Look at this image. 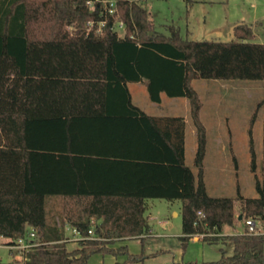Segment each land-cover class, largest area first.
<instances>
[{"label": "trees", "instance_id": "obj_1", "mask_svg": "<svg viewBox=\"0 0 264 264\" xmlns=\"http://www.w3.org/2000/svg\"><path fill=\"white\" fill-rule=\"evenodd\" d=\"M88 1L0 0V237L16 244L34 232L22 264H88L96 253L127 254L118 263L127 264L138 256L113 245L150 233L148 199L180 200L183 247L200 235L233 246L218 261L182 264H264L258 226L237 231L240 215L264 223V178L255 175L257 198L208 195L206 128L191 85L264 80V44L253 25L237 23L231 42L190 40L176 25L157 32L146 0H117L127 30L119 36L105 6ZM138 82L154 103L163 94L189 101L197 174L184 162V118L135 106L128 84ZM251 153L255 172L252 144ZM57 196L90 199L70 220L73 237H82L72 250L64 221H48L47 200ZM225 226L233 234L221 235Z\"/></svg>", "mask_w": 264, "mask_h": 264}, {"label": "rangeland", "instance_id": "obj_2", "mask_svg": "<svg viewBox=\"0 0 264 264\" xmlns=\"http://www.w3.org/2000/svg\"><path fill=\"white\" fill-rule=\"evenodd\" d=\"M146 6L157 32L168 34L165 26L176 25L182 37L190 40L231 42L236 39L234 25L244 20L253 25L256 42L264 44V0H146ZM191 85L199 95L201 120L206 128L204 182L208 195L213 198L236 199L240 192L244 198H257L255 175L264 178V80L199 78L192 80ZM129 89L134 105L150 116L188 115L184 119V162L197 174L196 130L183 102L178 105L172 98L163 95L162 103H154L144 87L132 85ZM251 144L256 155L255 172L252 169ZM57 197L47 200L48 221L58 224L64 221L66 236L71 239L67 247L72 250L78 247V243L73 237L70 220L77 217L86 203L68 198L52 201ZM240 209L241 203L235 201L238 216ZM181 211L180 200L149 199L146 216L150 233L144 236V240L123 239L113 247L117 249L126 246L129 254L138 256L135 261L127 264L202 263L220 260L221 249L227 255L233 253L232 244H209L201 236L193 237L201 241L190 240L183 247L180 240ZM257 226L259 233L264 234V223L258 221ZM245 228V220H240L237 231L242 233ZM228 232L233 234L234 230L230 228ZM221 235H224L223 232ZM10 242L0 237V264H22L23 251L10 250ZM127 260V254L115 256L96 253L89 258L88 264H118Z\"/></svg>", "mask_w": 264, "mask_h": 264}, {"label": "built area", "instance_id": "obj_3", "mask_svg": "<svg viewBox=\"0 0 264 264\" xmlns=\"http://www.w3.org/2000/svg\"><path fill=\"white\" fill-rule=\"evenodd\" d=\"M95 1L102 3L105 6V9L108 12V15L114 17L112 29L119 35V36H125L127 33L126 30V23L123 20L119 19V16L117 15V0H89L87 2L88 6L93 9ZM130 2L136 1V0H129ZM106 25V21H101L98 23V31L101 30L103 26ZM89 29H92L94 27L93 22H89L88 24ZM131 38L133 39L134 36L131 35ZM246 226H248L249 230L251 232H255L257 228V223L253 219H248L245 222ZM74 233L77 234L76 230L73 231ZM258 232V231H257ZM201 237L205 235H200ZM30 238H34V232L31 231L30 233ZM76 240L82 239L81 236H75ZM32 246L31 240L30 239H25V238H20L16 244H10L9 249L10 250H22L25 251L26 249L30 248Z\"/></svg>", "mask_w": 264, "mask_h": 264}, {"label": "crops", "instance_id": "obj_4", "mask_svg": "<svg viewBox=\"0 0 264 264\" xmlns=\"http://www.w3.org/2000/svg\"><path fill=\"white\" fill-rule=\"evenodd\" d=\"M241 22H245L244 20H242ZM235 26V25H234ZM132 85H135V86H142V87H144L145 89H146V86H145V84L143 83V82H138V83H130V84H128V88H130V86H132ZM130 90V89H129ZM131 93V92H130ZM164 95V94H163ZM163 95H162V101H161V103L163 102ZM131 99H132V103H133V96H132V93H131ZM172 100H173V102H176V104H180L179 102H183V105H184V107L186 108V111H187V114L188 113H190V105H189V101L186 99V98H172ZM180 100H183V101H180ZM187 100V101H186ZM134 104V103H133ZM160 104V103H159ZM175 105V104H174ZM136 106V105H135ZM138 108H139V106H137ZM146 113V112H145ZM162 116H180V114H165V115H162ZM187 116L188 115H185V116H182L185 120H186V118H187ZM190 116H191V114H190ZM200 118H201V111H200ZM62 198H65V197H57V198H54V199H52V201H54V200H59V199H62ZM68 199H74V200H78V199H76V198H70V197H68ZM85 203H86V201L87 200H90V199H88V198H83L82 199ZM149 200V199H148ZM231 227H229V226H225L224 227V229H223V234L224 235H231V234H229V232H228V229H230ZM193 241H201V240H199L198 238H193L192 239Z\"/></svg>", "mask_w": 264, "mask_h": 264}, {"label": "water", "instance_id": "obj_5", "mask_svg": "<svg viewBox=\"0 0 264 264\" xmlns=\"http://www.w3.org/2000/svg\"><path fill=\"white\" fill-rule=\"evenodd\" d=\"M239 219L242 220V216H240Z\"/></svg>", "mask_w": 264, "mask_h": 264}]
</instances>
